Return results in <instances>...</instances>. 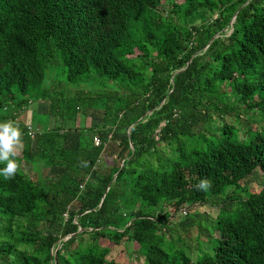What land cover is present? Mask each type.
<instances>
[{"label":"trees","instance_id":"1","mask_svg":"<svg viewBox=\"0 0 264 264\" xmlns=\"http://www.w3.org/2000/svg\"><path fill=\"white\" fill-rule=\"evenodd\" d=\"M19 95L61 123H19L0 264H134L110 257L124 242L145 264H264V181L241 186L264 174V0H0V107ZM195 204L219 212L194 260L164 230Z\"/></svg>","mask_w":264,"mask_h":264},{"label":"rangeland","instance_id":"2","mask_svg":"<svg viewBox=\"0 0 264 264\" xmlns=\"http://www.w3.org/2000/svg\"><path fill=\"white\" fill-rule=\"evenodd\" d=\"M228 30L229 29L227 28L226 31ZM19 97H17L14 102H9L0 107V120L12 119L16 120L18 123L27 122L28 124H26L28 125V130L31 127V129L37 131H42L48 127H53L56 124L61 123V121H58L55 116H51L49 113H46L47 102L41 100L37 102H23L22 104H18L20 99H22L21 95H19ZM29 110H31V112H29ZM15 117L17 119H14ZM259 122L261 125H264L263 120L260 119ZM102 124L101 112L96 110L90 111L89 115L79 114L76 121V125L80 127L93 125H98L100 127ZM255 125L256 124L253 126ZM115 131V129L111 130V132ZM123 131L124 130H122V132ZM23 147L24 141L22 140V143L17 146V150H21ZM263 181L264 174L261 171H258L256 175H253L243 181L241 186L249 190H257ZM233 189L234 188H228V191L233 192ZM235 193H237V190ZM238 193L242 195L245 194L242 190H238ZM218 212L219 211L216 207L203 204H195L185 208L174 218H170L171 221L169 222V225L171 227H166L164 230L166 233V236L164 235L165 247L168 248L171 253H176V251L183 252L194 260L195 257L197 258L209 253L213 250L212 241L214 242V240L211 239L207 230H205L202 235H199L197 225H199V227H202L203 224L206 223L209 224V226L212 225V221L216 219ZM186 216H193L197 221V224L189 228L188 231L182 230V226L179 225L183 222L184 217ZM210 230L213 231V228H210ZM176 231L180 233L181 237H183L181 240H179V235L175 236ZM217 235H219L218 231ZM110 257L126 263L145 264V256L142 252V248L135 243L127 244L124 242L120 245L114 246L110 253Z\"/></svg>","mask_w":264,"mask_h":264},{"label":"clouds","instance_id":"3","mask_svg":"<svg viewBox=\"0 0 264 264\" xmlns=\"http://www.w3.org/2000/svg\"><path fill=\"white\" fill-rule=\"evenodd\" d=\"M23 129L16 120H0V177L12 179L20 168V162L16 159L17 146L22 143ZM208 178L202 179L198 187L207 190L210 186Z\"/></svg>","mask_w":264,"mask_h":264},{"label":"built area","instance_id":"4","mask_svg":"<svg viewBox=\"0 0 264 264\" xmlns=\"http://www.w3.org/2000/svg\"><path fill=\"white\" fill-rule=\"evenodd\" d=\"M36 133H37V130L31 129V127H30V129H29L30 136L34 137ZM95 143H96V145H99L100 144V139L96 137L95 138Z\"/></svg>","mask_w":264,"mask_h":264},{"label":"water","instance_id":"5","mask_svg":"<svg viewBox=\"0 0 264 264\" xmlns=\"http://www.w3.org/2000/svg\"><path fill=\"white\" fill-rule=\"evenodd\" d=\"M142 118H143V117H142ZM142 118H141V119H142ZM141 119H140V120H141ZM140 120H139V121H140ZM139 121H137V122H139ZM137 122H136V123H137ZM57 250H58V249H57ZM57 250L53 253L54 259H53L52 264H57Z\"/></svg>","mask_w":264,"mask_h":264},{"label":"crops","instance_id":"6","mask_svg":"<svg viewBox=\"0 0 264 264\" xmlns=\"http://www.w3.org/2000/svg\"><path fill=\"white\" fill-rule=\"evenodd\" d=\"M29 112H31V110H29ZM27 123V122H26ZM28 124V123H27ZM18 151V150H17Z\"/></svg>","mask_w":264,"mask_h":264}]
</instances>
